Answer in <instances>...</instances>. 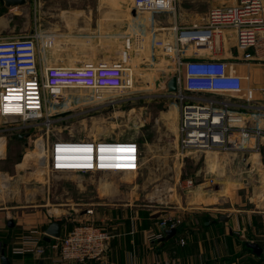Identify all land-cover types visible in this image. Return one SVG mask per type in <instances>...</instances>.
<instances>
[{
  "label": "rangeland",
  "instance_id": "obj_1",
  "mask_svg": "<svg viewBox=\"0 0 264 264\" xmlns=\"http://www.w3.org/2000/svg\"><path fill=\"white\" fill-rule=\"evenodd\" d=\"M133 4L134 0H26L13 9L0 0L4 34H26L36 27L54 32V63L75 67L121 62L128 79L126 87L116 91L73 87L57 98L46 95L44 116L29 127H21L19 119L0 117V208L9 216L38 210L49 219L66 218L67 229L88 222L100 226L99 219L83 215H100L109 208L154 209L162 215L158 226L170 218L168 226L175 223L177 230L181 220L173 211L198 206V191L211 189L207 199L224 200L220 207L225 212L245 207L264 212V155L181 151L178 88L170 91L167 83L173 77L171 61L164 55L150 63L151 33L144 30L150 29L154 16L133 15ZM70 139L134 141L140 168L130 173L54 171L53 146ZM246 144L253 147L254 142ZM189 179L194 185L187 186Z\"/></svg>",
  "mask_w": 264,
  "mask_h": 264
},
{
  "label": "built area",
  "instance_id": "obj_2",
  "mask_svg": "<svg viewBox=\"0 0 264 264\" xmlns=\"http://www.w3.org/2000/svg\"><path fill=\"white\" fill-rule=\"evenodd\" d=\"M178 0H134L137 13L175 12ZM19 6L13 7V9ZM209 29L197 33L181 30L180 47L157 42L172 56L173 72L178 82V103L181 108L179 120V147L182 152L207 150H260L264 140V128L246 125L245 114L228 98L240 96L243 78L229 72L227 62L218 58H184V45L193 40L197 47L204 44L212 48V35L225 29L235 31L237 48L244 51L246 61L264 57V0H236L233 5L213 9L209 15ZM197 27V26H196ZM201 35V36H199ZM57 35L40 31L37 27L26 34H4L0 31V117L21 120V127H29L42 119L46 109V95L58 97L67 88L83 87L96 92L116 91L126 87L125 67L121 62L86 64L68 67L56 64L51 58ZM255 50L253 54L250 49ZM173 53L174 55H172ZM213 94L219 97H204ZM252 100V91H247ZM256 120L264 118V106H245ZM254 109V110H253ZM255 141L253 147L246 143ZM116 147V148H113ZM116 149V150H115ZM96 150H98L96 152ZM91 152L92 160L87 157ZM75 156V158H61ZM114 153H117L114 156ZM91 159V158H90ZM51 164L54 171L112 172L109 167L126 166L135 172L140 168L139 146L136 142L106 139L58 140L53 146ZM74 167H71L73 166ZM194 180H187V186ZM88 213L93 211L88 210ZM170 218L160 222L163 229ZM40 232L30 228L24 244L17 252H33L39 249ZM164 233L147 231L146 239L155 242ZM112 235L102 226L82 223L72 227L59 243L61 260L70 264L101 260L108 249ZM41 251V250H40ZM264 255V248L262 249ZM169 264V263H167Z\"/></svg>",
  "mask_w": 264,
  "mask_h": 264
},
{
  "label": "crops",
  "instance_id": "obj_3",
  "mask_svg": "<svg viewBox=\"0 0 264 264\" xmlns=\"http://www.w3.org/2000/svg\"><path fill=\"white\" fill-rule=\"evenodd\" d=\"M182 1L178 0L175 12L152 13L153 23L150 24V29L145 28L144 30L146 34L151 33L150 63L167 57L173 68L172 56L167 54L163 46H158L157 42L176 46L178 52L177 48L180 47L178 36L181 30L197 33L207 30L210 25L209 15L213 9L236 3V0H198L199 2L190 3ZM171 13L174 14L173 19L170 18ZM139 39H143V36L139 35ZM212 46L208 48L202 43L197 47L191 40L184 45L183 56L184 58L225 60L229 72L242 76L244 87L240 96H232L228 99L240 111H249L243 116L246 125L258 124L259 127L264 128V118L256 122L251 117L250 110L245 107L248 106V101L254 106H264V57L261 60L255 57L254 60L246 61L244 51L237 48L235 31L231 29H225L212 35ZM250 51L255 54L253 48ZM172 76L176 74L174 75L173 72ZM170 79L171 77L168 78L167 83ZM248 90L252 91V100L247 99ZM201 95L208 98L219 97L213 94ZM260 147L259 151H247L249 154L258 152L264 155V140H261ZM247 161L249 162L248 159ZM249 166L252 167V164ZM209 190L211 189L198 191L201 197L200 200L195 201L198 206L184 208L181 213L173 211L176 212L175 216L180 217V227L170 239L155 242H149L146 239V233L147 231L164 232L158 226L162 215L157 210L130 211L128 208H123L115 212L113 208H109L100 215L96 213L89 217V214H84L83 218L99 219L102 223L100 226L106 229L112 237L107 252L101 260H88L73 264H264L262 254H257L248 245V243H256L261 249L264 248V212H258L249 207L237 209L236 212H225L220 207L221 201L224 200L207 199L211 194ZM0 209V264H3L2 250L5 251L11 264L37 263L41 259L45 264H70L61 260L59 249L53 245L59 243V239L70 229L66 228V224L62 228L60 238L47 240L46 236H40V234L45 233L46 228L55 221L49 219L48 213L36 210L34 213L26 214L25 211H21V213L16 212L9 216L5 208ZM31 227H35L40 232L38 244L41 251L17 252L24 244L25 236L30 234ZM164 235L166 236V233Z\"/></svg>",
  "mask_w": 264,
  "mask_h": 264
},
{
  "label": "water",
  "instance_id": "obj_4",
  "mask_svg": "<svg viewBox=\"0 0 264 264\" xmlns=\"http://www.w3.org/2000/svg\"><path fill=\"white\" fill-rule=\"evenodd\" d=\"M5 6L10 7V6H18V5H24L26 3V0H4ZM133 15L136 14L135 10L132 11ZM168 87L170 91H176L178 88L177 84V77L173 76L169 82H168ZM222 219H225V217H222ZM67 219L62 218L60 220H55L53 221L47 228H46V239L51 240V238H60L62 236V228L64 224L66 223ZM176 228H170L166 229L165 233L166 236L163 239H170L173 237L176 233ZM250 247L253 248V250L257 254H261L262 249L258 246L256 243H248ZM2 254V259H3V264H11V261L9 258L5 255V251H1ZM29 264H45L44 260L41 259L37 263H29Z\"/></svg>",
  "mask_w": 264,
  "mask_h": 264
},
{
  "label": "bare ground",
  "instance_id": "obj_5",
  "mask_svg": "<svg viewBox=\"0 0 264 264\" xmlns=\"http://www.w3.org/2000/svg\"><path fill=\"white\" fill-rule=\"evenodd\" d=\"M4 21V20H3ZM6 21V20H5ZM4 25V24H3ZM104 97V96H103ZM113 148H116V147H113ZM116 150V149H115ZM98 150H96V152H97ZM116 154L117 153H114V156H116ZM61 156V158H71V159H73V158H75V156L73 155V156H69V157H64V156H66V155H63V153H62V155H60ZM88 157V159L89 160H92V157H91V152H89L88 153V155H87ZM91 158V159H90ZM212 158V157H211ZM71 167H74V165L73 166H71ZM109 168H111V169H114V170H112L113 172H125V173H130V172H132V171H128V168L126 167V166H123V165H119V166H114V167H109ZM4 176V175H3ZM6 184V183H5ZM264 189V188H263Z\"/></svg>",
  "mask_w": 264,
  "mask_h": 264
}]
</instances>
